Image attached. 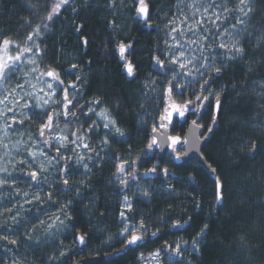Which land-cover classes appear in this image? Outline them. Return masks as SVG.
<instances>
[{"label": "trees", "instance_id": "trees-1", "mask_svg": "<svg viewBox=\"0 0 264 264\" xmlns=\"http://www.w3.org/2000/svg\"><path fill=\"white\" fill-rule=\"evenodd\" d=\"M171 1L146 0L150 9L149 23L154 27L149 31L141 30L139 38L143 48L136 57L138 72L146 70L149 64L153 65V57L159 56L163 60L161 53L165 47L154 35L160 24V12L166 6L164 3ZM226 1L230 5L237 1L234 7L239 5V0H223L224 3ZM55 3L56 0H0V31L7 35H24L32 25L44 23L40 17L46 12L43 17L47 18ZM96 5V0H88L75 20L68 16V9H64L58 20L64 31L56 35H48V30L43 31L40 27L48 35L45 42L47 55L56 64L61 62L63 65L67 60L80 63L79 67L84 70L86 94L102 99L116 112L133 139V146L138 148L137 142L141 144L142 141L145 151L147 129L135 125L136 121H144L148 116L145 113L148 108L145 93L138 84L125 80L114 49L117 40L115 29L109 26L112 24L109 16L99 12ZM244 6L252 9L247 16L242 13L236 15L244 21L236 37L245 49L244 56L229 62L227 70L217 78L222 84L216 92L226 94L216 127L202 150L222 183V204L216 205L215 183L200 164L194 160L181 165L171 163L168 177L160 170L159 178L144 179L141 192H129L134 198L132 212L144 220L149 230L161 232L159 236L137 248L128 249L116 259H101L92 264H137V253L160 248L165 239V242L179 243L185 249L183 264H264V89L261 87L264 81V0H246ZM53 19L57 18L53 16ZM79 24L83 25L80 33L88 41L85 50L75 35V27ZM137 28L136 23L132 32ZM132 32L126 31L129 39ZM42 43L39 48L44 51ZM212 51L217 53L219 65L225 50L216 47ZM84 113L87 112L84 110ZM84 113L80 116L86 128L90 117ZM211 113L212 100L201 124L206 122V127H209ZM252 141L259 146L254 155L248 152ZM151 161L149 157L145 158L144 165ZM94 182L90 183V194H84L79 203L80 208L72 209L74 229L87 236L88 244L82 252L76 249L64 264H70L77 258H101L124 247L126 239L121 238L119 243L106 248L102 246L99 234H94L95 226L104 227L101 232L111 229L110 224L117 219L119 210L116 194L110 188L106 175L101 181ZM169 184L174 190L169 189ZM144 191L150 195L145 197ZM66 196L75 195L69 193ZM66 196L62 199L64 202H67ZM177 221L183 225L182 228L172 227ZM205 225L206 234L199 238L194 249L193 238ZM8 263L0 251V264Z\"/></svg>", "mask_w": 264, "mask_h": 264}, {"label": "rangeland", "instance_id": "rangeland-1", "mask_svg": "<svg viewBox=\"0 0 264 264\" xmlns=\"http://www.w3.org/2000/svg\"><path fill=\"white\" fill-rule=\"evenodd\" d=\"M96 1V7L99 6L97 8L98 11L105 12L107 16H109V23L114 22L115 27L113 28L115 30H113L115 33V38L118 40V42L128 41L129 34H126V31L130 30L132 32L137 23L134 20L137 7L136 0H116L114 8L108 6L109 0ZM192 2L193 0H172L171 2L164 3L166 6L160 12V24L157 27L156 34L154 36L156 40L160 39L165 47V55L163 60H165L166 64L167 54L170 52L175 53L176 55L179 54V49L175 47V41L172 39V37H175V40L181 41L182 43L188 38L196 39V37H193L190 32H186L184 37H181L180 35V30L186 29V24L181 22L183 21L184 16H188V22H191L192 9H190L188 5ZM86 3H88V0H69V3L60 9V13H63L64 9H68V16L75 20L77 15H79L83 10V6ZM216 3L224 5L233 10L228 14L229 18L224 22L222 27H228L230 32L239 33L241 30V24L237 23V16L240 12L237 10L238 6H233V4H236L237 1L232 5H230L228 1L224 3L223 0H216ZM239 6L244 7L245 11L248 10V6ZM73 9H75V11ZM45 13L40 17L44 21V23L41 24L43 31H45V29L48 30V35H56L57 32L61 33V31H64V27L58 23L61 15L55 16L57 19H52L49 21L46 19V17H43L47 15ZM173 20H175V25L169 23ZM45 24H47V28L44 27ZM37 25H32L31 29L26 31L24 35L21 33L7 35L3 34V31H0V59L7 60L9 56L14 57L20 54V50L25 46L32 48L31 52L23 53L21 59L15 62V70L8 74V78L3 84H0V100H3L7 95L8 100L12 101L11 104H9L8 101L0 104V112L4 113L3 115H0V168L6 167L8 171L12 173L11 177H7L9 181L15 179V184L11 188H9L8 185H4L2 188H0V213H2V215H0V224H3L5 221H7L9 226L7 229L0 228V251L4 255V258H6V260L8 259V264H64L67 261L68 257H70L76 251L74 244L75 242L73 240L75 229L73 225L72 209L80 208L79 203L82 202L84 194H90L92 191L90 183H95L94 178L89 176L90 171H86L83 168V163H87L90 169L92 164H100L102 161L100 160L102 154H99V156H93L91 159L92 163L88 161L90 151L89 149L84 148L83 144H88L90 148V143L88 136L84 134V129H80L79 132H77V136L82 137V143L78 142V144H71L66 142L64 147H60L56 141L62 136H67L69 140L74 139V137L71 135L73 132L72 128L62 126L61 128H58V132L52 135V144L54 150L56 151L57 148H60V153L62 155L71 157L70 172L73 171L71 173H74L75 175V178H71L72 182H75L72 185L74 192L71 194L76 196H66L70 193V191L64 192L67 193L64 194V196H66L65 199H67V201H72V203L68 205V210L71 215V219H68L60 210L61 207L67 202H64L63 200L56 201V197L59 196V191L56 190V187L59 186L60 188V184L57 181L59 175L58 169L62 166V160H60L59 163H57L54 159L49 161L48 158L54 157V155L47 153L42 147V143L39 142V140L34 136V121L41 119L40 116L44 114L48 107L57 102L56 92L58 91V85H56V82L52 81L50 77H47L46 75L41 76L40 73L46 72L49 69L56 70L61 68L60 72L64 74L63 67L70 66L75 62L72 60H67L63 65L61 62L56 64V61L54 62L53 59L47 55L45 42L48 35L46 36V33L43 31H41L40 37L37 38L34 35L33 41H27L28 35L34 32V29L37 27ZM232 25L236 26L235 29L231 27ZM173 26H176L178 30L176 32H171V35H169V32ZM207 27L211 28V24H207ZM213 31L215 30L213 29ZM5 39L13 42L9 44L7 50H5L3 47V41ZM223 39L225 42L230 43L227 34L223 37ZM166 41L167 44L165 43ZM41 43L45 47V50L43 51V49L39 48V51H37V48L33 46V44L40 47ZM163 45L161 47H163ZM170 46L173 47L170 48ZM58 47H60V45ZM192 48L195 49L196 45H193ZM68 52L71 53V50ZM211 52L212 50L206 52L205 54L211 57ZM60 53L61 52L59 50V55L62 54ZM190 55H196L199 57L200 52L199 50L193 52L191 49H187L186 46L185 56L187 57ZM181 59H183V57ZM33 60L35 63L31 62ZM9 64L11 66L12 62L9 61ZM37 67L39 71L33 72L32 69ZM169 67H176L177 71H179L178 65H169ZM189 67H191V65H189ZM140 72L141 71H139V73ZM141 73L144 78L147 80L150 79L149 83L145 82L143 86H140L142 91L146 92L147 88L153 89V87H151V84H153L151 81H155L156 85L158 83L159 91H161L159 99H162L164 96L163 92L167 87L166 81L172 79V73L168 72L166 75H161L158 71H154L152 69V64L147 65V69L142 70ZM155 74L158 77L153 76ZM190 80H192V77H178L175 82L186 85L185 89L187 90L197 92L199 85L196 83H189ZM25 81H27V83H25ZM48 83H52V89L48 88ZM18 84H23V91H26L31 95L24 96L23 99H19V103H16V99H18V97L14 98L13 95H9V93H11L15 88L16 93L23 95V91L20 88H16V85ZM221 84V80L215 79V83L212 85V90L216 92L218 89L217 87ZM213 98L214 97H210V101L213 100ZM45 100L48 101L47 104L44 103ZM94 100H96L95 96L92 98L91 102ZM25 102H27L30 107H21V105L25 104ZM5 105H7V108H12L13 110L7 111ZM13 105H15V107H13ZM92 106L95 108V113H100L103 110H107V106L103 103H100L98 106ZM146 109L145 113L151 114V109ZM88 114L90 119L92 118L95 124L98 125L96 128V136H98V139L100 140V144L98 146L101 147L100 152L104 153L103 148L108 143L105 145L102 143V141L107 138L106 136L109 135V132L112 130V128L105 129L103 125L107 121L102 119L99 115L92 113ZM13 116H15V119H12ZM31 117H34V119H31ZM109 119H111V117H109ZM20 121L23 122L20 123ZM28 149L36 152L35 160H33V158L29 155ZM23 150L27 151L26 157L28 158V165L30 167L39 170L40 166L43 165L48 169L47 172H41L43 177L47 178L46 180H43L42 188L47 187L48 192H53V202H49L43 195H40L39 189L34 191L30 185L26 186L25 178H23L21 172L18 173V171L13 170L14 164H17L22 170L25 169L20 163L22 160L18 155V152H23ZM41 152L45 153L46 155H41ZM79 156H83L85 158L81 163L76 162ZM97 161H99V163H97ZM5 177L6 174L4 172H0V178ZM77 188L80 189L79 195H77L76 192ZM17 190H19V195H17ZM134 190H136V188L132 189V192ZM25 192L28 193L27 197L24 196ZM35 193H39L41 197L39 201L34 199ZM124 197L125 196H122L119 199L122 205ZM127 197L131 202L133 201L129 196ZM27 200H31V202H25ZM9 208L12 209L11 212L6 211V209ZM122 211L125 212L127 217L132 219L127 221L122 220L120 215ZM132 211L133 208L131 211H128V209L124 207L119 208L118 214L116 215L117 219H115L113 223L110 224V227L112 226V228L105 230V232H101L104 227L101 226L100 228L99 226H95L94 234L96 236L99 234L100 239L102 238V246L107 248L109 246H113L117 242L119 243L121 238L127 235H121L123 228L127 224L139 223L141 218L137 217ZM17 213H19V215H17ZM12 215H17L19 224L14 223L10 219ZM57 216H59L61 220H64V224H61L59 220L55 219ZM99 219L102 220L101 218ZM41 221L44 223L42 224ZM49 224H53V227L48 228ZM5 236L7 239L3 238ZM9 240H16L17 243L11 244L9 243ZM165 240H163L161 244L164 245ZM157 249H159V247L137 253L136 257L139 260L137 264H155V260L150 254L154 253ZM62 251L65 253L63 257L60 256ZM53 256H55L56 259L50 260L49 258ZM141 256L143 258H141ZM183 263L184 261L182 258L181 264Z\"/></svg>", "mask_w": 264, "mask_h": 264}, {"label": "snow or ice", "instance_id": "snow-or-ice-1", "mask_svg": "<svg viewBox=\"0 0 264 264\" xmlns=\"http://www.w3.org/2000/svg\"><path fill=\"white\" fill-rule=\"evenodd\" d=\"M115 2L116 0H109L108 6L114 8ZM68 3H69V0H56V3L51 8V11L49 12L46 19L49 21L52 20L53 16L55 14H58L60 12V9L64 5H67ZM136 3L138 4L136 8L137 16L142 20L144 26L151 27V25L149 24L150 13H149V8H148V4L146 3V0H136ZM245 3H246V0H239V5H245ZM239 5L237 7V10L240 13H242L244 16H247L248 13L252 11L250 7L248 8L247 11H245L244 7H240ZM188 7L192 9L191 22H188L189 21L188 16H184V19L181 22L186 24V29L180 30V35L181 37H184L186 32H190L193 37H196V39L188 38L184 40V42L182 43L181 41L175 40V37H172V39L175 41V47L179 49V54L176 55L175 53H171V52L167 54V57H166L167 64L165 60L160 59L159 56L153 57V61H154L153 70L154 71H158L161 75H166L168 72L172 73V79L166 81L167 106L164 109V115L161 116V121H168L169 124L172 122L174 114L176 117L183 119V121L187 123L186 114L190 111H194L196 107H200L201 105L204 104V102L211 103L209 99L210 97L215 98V110L219 111L220 104H221V101L219 98L220 94L212 90V84L215 82V79L219 78V76H221L223 72L227 70L229 62L235 61L236 59H242L244 56V52H245V49L242 46L240 40L236 39V36H238L239 33L230 32L228 27H222L224 25V22L228 20L229 18L228 14L233 11L232 9H229L228 7L221 5V4H217L216 0H206V2L205 0H193V2L188 5ZM73 10L75 11V9ZM169 23L175 25V20L170 21ZM209 23L211 24V28L207 27V24ZM237 23L243 24L244 21L242 19L237 18ZM109 26L114 27V22L110 24ZM40 27L41 26L37 25V27L34 29V32L28 35L27 41H33L34 35L37 38L41 36ZM44 27L47 28V24H45ZM231 27L235 29L236 26L232 25ZM82 29H83V25H79L76 27L75 30L77 33H80ZM213 29L215 31H213ZM177 30L178 28L176 26H173L171 28V31L169 32V35H171V32H176ZM226 34L228 35L230 43L225 42V40L223 39V37ZM217 41H218V44H217ZM10 43H13V42L7 39L3 41V47L5 50H7ZM82 43L85 47L87 46L88 41L86 37L82 39ZM165 43L167 44V41ZM193 45H196L195 49L192 48ZM33 46H35L37 48V51H39L38 45L33 44ZM186 46H187V49H191L193 52H195L196 50H199L200 56L198 57L196 55H190L186 57L185 56ZM171 47L173 46H170V48ZM216 47L225 50L224 59L220 61L219 65L216 63V56H217L216 52L212 51L211 57L205 54L206 52L211 51L215 49ZM129 48H131V44H126L122 41L118 42L116 45V51L118 52L119 59L124 62V68L127 72V75L129 77H132L134 75V65L131 61H128L126 59V55H125ZM31 51H32L31 47L25 46L20 50V54L14 57L9 56L7 60L0 59V84H3L7 80L8 74L12 72L13 70H15V62L21 59V56L23 55V53L31 52ZM161 55H165V54L161 53ZM182 57L183 59H181ZM9 61L12 62L11 66L9 64ZM31 62L35 63L34 60ZM89 63H91V61H89ZM169 65H178L179 71H177L176 67H169ZM189 65H191V67H189ZM72 68H76V65L73 64ZM32 71L37 72L39 71V69L38 67L33 68ZM40 75L41 76L46 75L47 77L53 78V80L59 81L60 84H63V81L60 80L59 74L55 72L54 69H49L46 72H41ZM178 77H181V78L192 77V80H190L189 83H196L199 85L200 94L196 95L195 101L185 98L183 100V103H177L173 100L174 92L176 93V95L180 97H184V89L186 85L181 84V83H176L175 81L177 80ZM80 79L81 78L77 76V80H80ZM25 83H27V81H25ZM151 83H155V81H151ZM23 87H24L23 84L16 85V88H20L22 91H23ZM52 87H53L52 83H48V88L52 89ZM69 87H72L73 89H75L77 85L71 84L69 85ZM261 87L264 88V81L261 82ZM63 91H64L63 107L65 109V111L63 112V115L67 116L70 112L69 106L76 107L79 104V101H77L76 104H73V100L69 99V96H68V88H64ZM205 93H207V95H205ZM9 95H13L14 98L18 97V99H16V103H19V99H23L24 96L31 95V94L26 91H23V95H20L19 93H16L15 88H14L12 92L9 93ZM5 101H8L9 104L12 103V101L8 100L7 95L4 97L3 100H0V104H3ZM44 103L47 104L48 101L45 100ZM100 103L101 101L99 99H96L92 101L91 104L89 105L87 113H84L83 106H81L80 111L84 113L85 116H87L88 113L99 115L102 119L107 121L103 125L105 129H109L111 125V127L115 129L116 133H119L121 136H123L124 133L121 131V129L119 127H116V121L114 119H109L107 110H103L100 113H95V108L92 105L98 106ZM5 107L7 108V105H5ZM13 107H15V105H13ZM21 107L28 108L30 106L27 102H25V104L21 105ZM12 110H13L12 108H7V111H12ZM3 114H4L3 112H0V115H3ZM57 115H60V114L58 113ZM71 115L76 117L75 112H71ZM12 119H15V116H13ZM52 121H53V116L49 114L47 118V123L43 124L40 130L41 137L45 135L44 129L51 128ZM212 121L214 124L216 121L215 115H213ZM22 122L23 121H20V123ZM95 127H98V125H96L95 122H93V125H90L88 131L89 132L94 131ZM159 127L166 128L167 125L162 122L159 125ZM200 127L201 125L198 124L196 120H193L191 122L190 131H192L193 134H195V129H198ZM156 131H157V126H153V132H156ZM207 131L210 133L213 131V128L209 127ZM71 135L72 137H74V139L69 140L67 136H62L57 139L56 143L59 144L60 147H64L66 142L71 143V144H78V142L82 143V137L77 136L76 131H73ZM200 135L203 136V133H201ZM166 138L171 141V146H173L174 151H175L174 146L177 145L178 143H181V142L185 144L189 143L188 140L181 141V137L179 136H166ZM198 139L199 138H197L196 140L192 142L191 146L193 148L196 147V143ZM44 143L47 144L48 141L45 140ZM102 143L106 145L108 143L107 138H105L102 141ZM156 144H157V140L155 137H153L151 139V142L147 145V148L151 150L153 146ZM83 147L86 149H89V151H94L93 149L89 148V145L86 143L83 144ZM258 147L259 146L257 142L252 141L250 147L248 148L249 154L254 155L258 151ZM28 151H29V155L33 158V160H35L36 152H33L30 149H28ZM56 151H57V156L49 157L48 159L49 161L54 159L56 160L57 163H59L61 159L65 160V164L62 165L58 169V171L61 173L58 179L62 180V184H61L59 191L61 192L70 191L71 187H70V182L68 179L70 175L69 170H68L69 168L68 160H70L71 157H64L60 153V148H57ZM40 154L46 155L43 152H41ZM96 155L99 156V153H96ZM185 155H187V152L185 153ZM175 158L180 159V155L177 154ZM84 159L85 158L83 156H79L76 162L81 163L84 161ZM89 159H92V157H89ZM137 159H139V157ZM100 160H103V157H100ZM136 162H137L136 160H133L131 162H128V161L121 162L116 166V170L113 173L115 179L119 181V183L123 185L125 188L128 186L129 179L131 180L137 179V173L134 167ZM20 163L24 164L26 163V161L22 160L20 161ZM97 163H99V161H97ZM83 168L86 171L90 170L87 163H83ZM128 169H131V171H129ZM47 171L48 169L44 167L43 165H41L39 170L30 171L28 173V176L30 180L34 182L35 185L38 186L41 182L40 173L47 172ZM156 171H157V166L154 165L152 168L148 169L145 172V175H148L149 173H155ZM161 171L165 177H168L170 175L168 168H163ZM211 171L213 172V174H215L214 169H211ZM0 172H4L6 174L5 178H0V188H2L4 185H8L9 188H11L15 184V179L9 181L7 177H11L12 173L9 172L6 167L0 168ZM44 179L46 180L47 178L44 177ZM215 186H216L215 199H216L217 204H221L223 200V194H222V184L219 181V179L215 181ZM168 187L170 190H174L173 185L169 184ZM76 192H77V195H79L80 189L77 188ZM17 195H19V190H17ZM53 195H54L53 192L47 193V199L49 202L52 201ZM143 195L145 197H148L150 194L149 192L144 191ZM24 196L27 197L28 193L25 192ZM34 199L37 201L41 199L39 193L34 194ZM25 202L30 203L31 200H27ZM71 203H72L71 200L67 201V203L63 205L60 209L65 215V217H67L68 219H71V215L68 210V205H70ZM196 206L199 207V204H197ZM123 207L128 209V211H131L133 208V204L127 196L124 197ZM6 211L11 212L12 209L9 208V209H6ZM0 215H2V213H0ZM17 215H19V213H17ZM17 215H12L10 219L14 223L19 224V221L17 220ZM120 215H121L122 220L127 221V220L132 219L130 217H127L125 212L123 211L120 213ZM55 219L59 220L61 224H64V220H61L59 216L55 217ZM41 223L43 224L44 222L41 221ZM185 223H187V221H185ZM8 227L9 226L7 224V221H5L3 224H0V228L7 229ZM52 227H53V224L48 225V228H52ZM172 227L182 228L183 225L179 221H177L175 224L172 225ZM205 229H207V225H205V228L201 230V233L197 234L196 238H193L192 245L194 249L197 247L199 243V238H201L203 235L206 234ZM146 232H148V228L145 226L143 219H141L138 224H127L123 228V231L121 233V235L127 234L126 235L127 243L125 246L129 244H136L138 241L143 239V234ZM137 233H140V234H137ZM152 235L155 236L156 233L153 232ZM3 238L7 239L6 236ZM76 239L80 242V244L86 243L85 235H78ZM9 243L16 244L17 241L9 240ZM184 243L186 244L187 242L185 241ZM184 251L185 249L179 243L172 245V244H169L168 242H165L164 245H162L159 249H157L154 253H151L150 255L155 260V264H181ZM64 255L65 253L62 251L60 253V256L63 257ZM141 258L143 257L141 256ZM49 259L55 260L56 257L53 256V257H50Z\"/></svg>", "mask_w": 264, "mask_h": 264}, {"label": "flooded vegetation", "instance_id": "flooded-vegetation-1", "mask_svg": "<svg viewBox=\"0 0 264 264\" xmlns=\"http://www.w3.org/2000/svg\"><path fill=\"white\" fill-rule=\"evenodd\" d=\"M147 3V2H146ZM138 5V4H137ZM137 8V7H136ZM62 13H58L55 14L54 16H58L61 15ZM64 20V18L62 19ZM135 20V19H134ZM137 26L138 28L135 30V32L133 33L132 38H130L128 41H125L124 43L129 44L132 41L133 45L131 47V49L125 54L126 55V59L131 61L134 65V75L132 77H129L127 75V72L123 70L124 68V62L121 61L119 59V55L117 54L116 51V45L118 43V40L115 41L114 43V49H115V53L118 57L119 60V64H120V70L124 75V78L126 81L130 82L131 84H138L139 86H143V84L145 82L149 83L150 79H146L143 77L142 73L138 72L137 69V65H136V57L139 54L140 50L143 48V46L141 45V41H140V35H141V30H146L144 28V26L141 24L140 21H137ZM80 25V24H79ZM147 31V30H146ZM75 35H77L80 44H82L84 50L87 48V46L85 47L82 43V39L85 38L84 36H82L81 33H77L75 30ZM140 37V38H139ZM75 64L76 68H72V65ZM70 66H66L63 67V72L64 74H62L60 72L61 68L56 69L55 72H57L59 74L60 80L63 81V84H60L59 81L53 80V78L50 77V79L52 81L56 82V85H58V91L56 92V98H57V102H55L54 104L50 105L48 107V109L44 112V114H42L40 117L41 119L35 120L34 121V126H35V131H34V136L39 140V142L42 143L41 141V136H40V130L43 126V124L46 123L48 115L51 114L53 116V121H52V129L48 132L47 134V138L45 140L48 141L47 144H43L42 143V147L44 148V150L47 153H50L52 155H54V157L57 156V151L54 150L53 144H52V135L56 132H58V128H61L62 126L65 127H71L73 131L79 132L77 130L80 129H84V134L86 136H88V140L90 143V148L93 149L94 151H90V156L93 157L96 155V153L102 154L101 157H103V160L100 162V164H92L91 168H90V177H95L94 181H101L103 176L106 175V177L109 180V185L110 188L113 190V192L116 194L117 200H118V207L122 208L123 205L120 202V198L122 196H129L131 198V200L134 201L133 196L129 195V192H132V189L136 188V191H142V185H143V181L144 179H156L159 178L160 176V170H162L163 168H168L171 169V163L174 164V157L177 154H182V148L179 145L174 146L175 147V151L171 150V152H167L165 153L161 158L158 157L157 152L154 150V146L151 150H149L147 148V145L151 142V139L153 138V126H157V131L160 134L163 133V131H167L170 135H178V136H183L185 130L188 127V124L190 121L196 120L198 122V124L201 125L202 129H203V135L206 133V130L208 127H206V122L203 121L204 124H201V120L202 117L204 115V112L206 111L207 107L209 106V102H206V107L204 110H200L199 107H196V111L189 113L186 116L187 119V123H185L184 121H179L177 118H173L172 122L166 123L167 127L163 128V130H160L158 128V125L160 123H162L163 121H161V116L164 114V109L167 106V98H166V89L163 92V98L159 99V96L161 94V91H159V86L158 83L157 85L155 83L151 84V87H153V89L151 88H147L145 93V101L148 104V108L151 109V114H148L147 118L144 121H136L135 125L136 127H145L147 129V142H146V146H145V151H144V143L141 141L137 142L139 147L137 148L136 146H133V139L130 138V136L128 135L125 126L123 125V123L119 120L118 115L116 114V112L112 111L109 107H107L108 113H109V117H111V119H114L116 121V127H119L121 129V131L124 133L123 136H121L119 133L115 132V129L112 128L110 126V128H112V130L109 132V135L106 136L107 140H108V144L106 146H104L103 151L104 153H101V147L98 146L100 144V140L98 139V136H96L97 134V130L95 127L94 131L89 132L88 129L90 127V125H93L94 120H92V118L90 119V123L89 126H87L86 128L83 127L84 122L81 119V111L80 108L81 106H83V109L87 112L89 104L91 103L92 98L94 97V95L90 96V94H86V90H85V78H84V70L83 67H79L80 63H73ZM154 67V64L152 65V69ZM68 68H72L70 70H68ZM77 76H79L81 79L77 80ZM155 77H158L156 74L153 75ZM154 80V79H153ZM71 84H75L77 85V87L75 89H73L72 87H69V85ZM64 88H68V96L69 99L73 100V104H76L77 101H79V104L76 107H72L69 106L70 108V112L67 116L63 115V112L65 111L64 107H63V95H64ZM200 94V87L198 89L197 92L191 91V90H187L184 89V97H180L178 95H176V93H173V100L177 103H183V100L186 98L187 99H191L193 101L196 100V95ZM205 95H207V93H205ZM96 99H99L98 97H95ZM101 101V103H104V101L102 99H99ZM97 106V105H95ZM71 112H75L76 113V117L71 115ZM60 115H57V114ZM153 113V115H152ZM89 116V114H87ZM90 117V116H89ZM31 119H34V117H31ZM201 136V135H200ZM202 137V136H201ZM137 145V146H138ZM27 151L23 150V152H18L19 158L23 161H26V163L22 164V166L25 169H21L19 168V166L17 164L13 165V170L14 171H18L21 172L23 178H25V183L26 186L30 185V187L36 191L37 189H39V193L40 195H43L46 200L47 199V193H48V188L47 187H43L42 188V183L44 180L43 175L40 173V177H41V182L40 184L37 186L35 185L34 182H32L28 176V173L32 170H36L33 169L32 167H30L28 158L26 157ZM64 156V155H63ZM89 156V157H90ZM64 157H69V156H64ZM139 157V159H137ZM150 158L152 161L150 163H148L146 166L144 165V159L145 158ZM61 163L62 165L65 164V160L61 159ZM133 160H136V164L134 165L135 169H136V173H137V179L136 180H131L129 179L128 182V186L125 188L123 185H121L119 183V181H117L113 175V173L116 170V166L124 161H128L131 162ZM88 161L90 163L91 159L88 158ZM60 163V164H61ZM70 163H71V159L68 160V165H69V182H70V194L74 192V189H72V185L73 182L71 180V178H75L74 173H71L73 171L70 172ZM157 166V171L155 173H149L148 175H145V172L152 168L153 166ZM109 166V168H108ZM108 168V169H105ZM104 169V170H103ZM129 171H131V169H128ZM170 172V170H169ZM61 175V173L59 172L58 177ZM60 184H62V180L58 179L57 180ZM59 186L56 187V190L59 191ZM67 192V191H64ZM59 191V196L56 197V201H60L64 198V193ZM76 196V195H75ZM54 201V196L51 202ZM132 201V204H133ZM16 205V204H15ZM18 212V211H17ZM77 231L75 230L74 235ZM80 232V231H79ZM83 234V233H82ZM150 234V230L148 229V232L144 233L143 236H148ZM1 235V233H0ZM123 239H126V236L123 237ZM76 248V247H75Z\"/></svg>", "mask_w": 264, "mask_h": 264}, {"label": "water", "instance_id": "water-1", "mask_svg": "<svg viewBox=\"0 0 264 264\" xmlns=\"http://www.w3.org/2000/svg\"><path fill=\"white\" fill-rule=\"evenodd\" d=\"M137 6H138V5H137ZM148 8H149V6H148ZM149 12H150V9H149ZM134 19L140 21L141 24L144 26L142 20L137 16V13H135V15H134ZM149 24L151 25V27H146V26H144V28H145L147 31L151 30V29L154 27V24H152V23H149ZM81 41H82V40H81ZM133 42H134V41H132L131 43H129V44H131V47H132V45H133ZM130 49H131V48H129V49L127 50V52H128ZM127 52H126V53H127ZM117 54H118V52H117ZM128 61H129V60H128ZM70 69H72V68H68V70H70ZM123 70L126 71L125 68H123ZM219 77H220V76H219ZM225 94H226L225 92H222V93L220 94V96H219L220 101H221L219 111H216V110H215V98H213V100H212V113H211V120H210V125H209V127H212L213 130H214L215 127H216L217 118H218L219 113H220V111H221V109H222V104H223V101H224ZM186 98H187V96H186ZM205 107H206V102H204V104L201 105V106L199 107V109L202 111V110L205 109ZM195 111H196V108L194 109V111H190V112H188V113L186 114V116H187L189 113H192V112H195ZM163 115H164V114H163ZM213 115L216 116V121H215L214 124H213V121H212V117H213ZM173 118H177L180 122L183 121V119L176 117L175 114H174V117H173ZM191 122H192V121L189 122L188 127H187V129L185 130L183 136H179V137H181V141L188 140L189 143L185 144V143L181 142V143H178V144H177V145H179V146L182 148V151H183V152H182V154H179V155H180V159H176V158H175L177 155L174 157V164H176V165H181V164H185V163H187V162H189V161L194 160V161H196L198 164H200V165L202 166V168L204 169V171H206V172L208 173V175H209V177L211 178V180H213V182L215 183V181H216L217 179H219L218 176H217V171H216V169H215V168H214V167H213V166L207 161V159H206V158L203 156V154H202V150H203V148L206 146V144H207V142H208V140H209V138H210V135L212 134L213 131L209 133V132L206 130V133L201 137L200 134L203 132V129H202V127H200V128H198V129H195V134H193V132L190 131ZM46 123H47V121H46ZM163 123L166 124V123H168V121H163ZM160 124H161V123H160ZM160 124H159V125H160ZM159 125H158V128H159L160 130H163V128H160ZM209 127H208V128H209ZM208 128H207V129H208ZM51 129H52V126H51L50 129H44L45 135H44L43 137H41V141H42L43 144H44L45 139L47 138V134H48V132H49ZM152 136L155 137L156 140H157V144L154 145V150L157 152L158 157L161 158L165 153H167V152H171L173 146H171V141L168 140V139L166 138V136H172V135H170L167 131L164 130L162 134H160L159 132H154ZM173 136H178V135H173ZM197 138H199V139H198V141H197V143H196V147L193 148V147L191 146V145H192V142H193L194 140H196ZM175 146H176V145H175ZM186 152H187V155H185ZM211 169H214V170H215V174H213V172L211 171ZM219 181H220V180H219ZM220 182H221V181H220ZM221 184H222V183H221ZM215 194H216V186H215ZM222 202H223V200H222ZM221 204H222V203H221ZM221 204H217V202H216V205H217V206H220ZM150 231H151V230H150ZM152 233H153V232L151 231L150 234H149L148 236H143V239L140 240V241H138L136 244H129V245L125 246L126 243H127V241L125 240V244H124V247H123L122 249H120V250H116V251H113V252H111V253H109V254H107V255L102 256L101 258H100V257H97V256H94V257H87V258H77V259H74L70 264H92V263H98V262H100L101 259L104 260V261H110V260L116 259L117 257L124 255V254L128 251V249H134V248H137L138 246L144 245V244L147 243L148 241L154 240L155 238H157V237L159 236V234H160L161 232H155V233H156L155 236H153ZM137 234H140V233H137ZM78 235H83V234H82L81 232H79V231L76 232L75 235H74V242H75V244H76V249H77L79 252H82L83 249L85 248V246L88 244V242H87V236H85V241H86V243H85V244H80V242L76 239V237H77Z\"/></svg>", "mask_w": 264, "mask_h": 264}]
</instances>
